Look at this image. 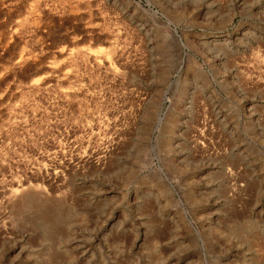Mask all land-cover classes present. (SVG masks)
<instances>
[{"label":"rangeland","instance_id":"obj_1","mask_svg":"<svg viewBox=\"0 0 264 264\" xmlns=\"http://www.w3.org/2000/svg\"><path fill=\"white\" fill-rule=\"evenodd\" d=\"M0 264H264V0H0Z\"/></svg>","mask_w":264,"mask_h":264},{"label":"bare ground","instance_id":"obj_2","mask_svg":"<svg viewBox=\"0 0 264 264\" xmlns=\"http://www.w3.org/2000/svg\"><path fill=\"white\" fill-rule=\"evenodd\" d=\"M65 1V0H64ZM76 1V0H75ZM78 1V0H77ZM60 51H61V53H63L64 52V49L62 48V49H60ZM99 51V50H98ZM70 55L72 54L71 52L69 53ZM24 59V57H22V56H20L19 57V62L20 61H22ZM86 59H88V56L86 57ZM17 61V62H18ZM64 74H65V76H66V78L68 77V75H69V71H66V72H64ZM69 78V77H68ZM41 81H42V79H41ZM37 82H38V80H36L35 82H32L31 83V87H33V88H38L37 87ZM40 83V82H39ZM41 85V84H40ZM73 92L74 91H71V90H64L62 93H63V95L65 96V97H67V98H71V97H73L72 96V94H73ZM107 150H104V151H101V152H98V153H95L92 157H94L95 156V159L96 160H98L99 162H101V160H102V158H104V157H106V156H109L108 154H111V152H106ZM109 151V150H108ZM77 160L78 161H83V162H85V161H89L88 159H82L81 157H78L77 158ZM25 189H27V187L25 186V185H23V184H21V183H19V182H15V181H12V185H11V187L9 188V197L10 198H14V197H16L19 193H21V192H23Z\"/></svg>","mask_w":264,"mask_h":264}]
</instances>
